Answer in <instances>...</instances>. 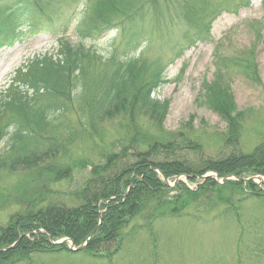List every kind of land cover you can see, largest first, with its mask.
Returning a JSON list of instances; mask_svg holds the SVG:
<instances>
[{"label":"trees","instance_id":"obj_1","mask_svg":"<svg viewBox=\"0 0 264 264\" xmlns=\"http://www.w3.org/2000/svg\"><path fill=\"white\" fill-rule=\"evenodd\" d=\"M206 2L94 0L76 23V36L85 41L113 30L126 58L114 53L104 59L60 40L57 57H34L14 71L0 91V143L6 142L0 148V211L12 206L17 212L0 224V249L17 242L0 252V264H37L68 252L64 245L52 246L46 234L67 237L75 246L90 237L71 256L110 261L140 234L154 241L157 223L186 218L188 208L200 202L222 208L220 215L236 222L245 202L264 203V192L251 182L219 185L208 178L194 190L182 182L168 188L155 172L167 179L186 175L190 183L207 172L219 178L259 175L264 188V137L250 153L233 137L242 114L218 113L227 133L215 156L203 159L201 136L190 127L167 131L166 104L151 97L166 83V66L139 68L145 60L138 48L148 47L153 35L173 32L175 22L186 27L182 35L192 36L191 45L205 40L213 21L204 13ZM51 3L12 0L0 8V51L19 42L26 29L41 31L42 23L32 18L47 15ZM136 52L137 58H127ZM77 141L91 153L70 152L65 159ZM87 168L62 200L55 197L56 185L70 183L74 171ZM2 175H14L13 184Z\"/></svg>","mask_w":264,"mask_h":264},{"label":"rangeland","instance_id":"obj_2","mask_svg":"<svg viewBox=\"0 0 264 264\" xmlns=\"http://www.w3.org/2000/svg\"><path fill=\"white\" fill-rule=\"evenodd\" d=\"M10 1L0 0V7ZM93 1L54 0V7L51 3L45 9L47 15L35 16L37 21L32 18L31 22L42 23L39 28L42 30L26 29L19 42L0 51V91L17 67L25 66L32 57H57L60 40L73 48L90 49L104 59L114 53L121 59L126 58L113 30L85 41L76 36L75 25ZM244 3L245 0H208L202 7L213 21L205 41L198 40L191 45L192 36L182 35L186 27L175 22L173 32L153 35L148 47L144 44L138 48L145 60L139 68L166 66V83L151 96L166 104L163 127L170 132L192 128L190 132L202 138L203 159L215 156L227 133V123L218 113L242 114L233 129V137H238L244 152L250 153L264 137V0H249L247 6ZM137 56L138 52L127 58ZM6 73L9 76L5 79ZM4 143L3 140L0 148ZM86 151L91 153L89 145L77 141L67 149L65 159L70 152ZM88 171L89 168L74 171L72 183L56 185L55 197L62 200ZM207 175L224 179L214 172L203 176ZM178 177L190 190L200 183L199 179L190 183L184 175ZM241 177H256L249 182L263 191L260 188H263V178L259 175L242 174ZM2 178L13 184L14 175L10 178L2 175ZM175 180L168 179L167 187L174 188ZM200 204L190 206L186 218L160 221L155 226L154 241L140 234L110 261L94 263L84 256L64 252L43 257L37 264H264V203L245 202L239 222L220 215L222 208H206ZM15 211L17 208L12 206L0 211V224L6 223ZM63 240L67 241V237L47 239L50 244ZM70 241L65 246L75 245Z\"/></svg>","mask_w":264,"mask_h":264},{"label":"water","instance_id":"obj_3","mask_svg":"<svg viewBox=\"0 0 264 264\" xmlns=\"http://www.w3.org/2000/svg\"><path fill=\"white\" fill-rule=\"evenodd\" d=\"M203 178H204V177H203ZM226 179H227V178H226ZM226 179H223L222 182H224ZM163 180H164V182H165L166 184H168V182H167V180H166L165 178H163ZM85 245H86V244H84L82 247H79V248H73V245L70 244L69 250H70V251H73V252H77V251L82 250V249L85 247Z\"/></svg>","mask_w":264,"mask_h":264}]
</instances>
